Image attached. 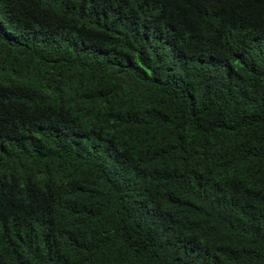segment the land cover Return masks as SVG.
<instances>
[{
	"label": "trees",
	"instance_id": "1",
	"mask_svg": "<svg viewBox=\"0 0 264 264\" xmlns=\"http://www.w3.org/2000/svg\"><path fill=\"white\" fill-rule=\"evenodd\" d=\"M0 264H264V0H0Z\"/></svg>",
	"mask_w": 264,
	"mask_h": 264
}]
</instances>
